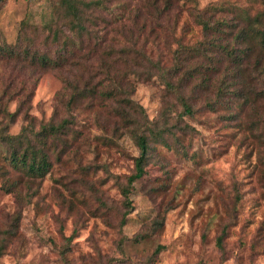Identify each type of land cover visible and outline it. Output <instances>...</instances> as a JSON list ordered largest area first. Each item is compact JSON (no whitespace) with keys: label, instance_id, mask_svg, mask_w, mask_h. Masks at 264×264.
I'll return each mask as SVG.
<instances>
[{"label":"rangeland","instance_id":"1","mask_svg":"<svg viewBox=\"0 0 264 264\" xmlns=\"http://www.w3.org/2000/svg\"><path fill=\"white\" fill-rule=\"evenodd\" d=\"M170 1V7L159 13L165 0L158 1L157 11L147 1L125 0L129 10L120 26L124 32H113L114 39H109L114 49L127 44L123 37L137 40L136 46L149 58L167 67L180 45L191 46L202 38L195 11L211 4L237 8L251 4L248 0ZM49 8L48 0H5L0 42H13L23 18L38 24ZM257 54H251V63ZM263 62L264 53L257 69ZM146 65L134 67L140 73L128 76L131 97L149 119L158 122L165 113V121L172 124L173 110L180 109L164 84L165 78L172 79ZM6 70L0 63V89ZM22 73L28 79L27 90L33 92L30 116L35 123L49 120L62 90L60 72L49 68L39 72L38 79L31 70ZM211 78L207 89L195 93V113L184 118L194 130L179 133L181 144L150 142L145 172L133 184V209L123 226L117 182L132 172L138 151L128 130L115 126L97 100L88 106L79 103L76 128L81 135L41 178L14 172L0 148V231L19 214L16 232L3 246L0 234V264H264V71L246 73L242 91L246 101L235 119L227 117L226 107L215 106L212 111L204 105L214 96L217 77ZM193 84V79L186 81L184 91ZM9 108L15 109V102ZM66 115L59 108L55 118ZM25 123L18 117L10 132H18ZM5 178L19 180L20 195L33 194L29 201H18L5 191ZM236 195L240 202L234 207ZM223 228L220 250L216 240ZM157 246L162 247L155 254Z\"/></svg>","mask_w":264,"mask_h":264},{"label":"trees","instance_id":"2","mask_svg":"<svg viewBox=\"0 0 264 264\" xmlns=\"http://www.w3.org/2000/svg\"><path fill=\"white\" fill-rule=\"evenodd\" d=\"M48 1L50 8L38 24L30 17L23 18L15 40L0 42V63L8 70L0 89L2 155L19 175L28 178L45 176L72 147L71 141L81 135L76 128V112L81 109L79 103L83 101L88 106L90 101L97 100L102 105L99 107L112 117L115 126L128 130L138 151L133 157L132 172L124 175L125 181L115 179L122 197L123 211L119 225L123 226L133 209V184L145 172L150 142L157 141L173 147L181 144L179 133L190 134L194 130L184 118L195 113V93L207 89L212 76L217 77L213 84L214 96L207 99L204 105L212 111L215 106L226 107L229 119L237 117V110L246 101L242 93L246 73L254 69L264 71V62L257 69L260 56L264 53V0H248L251 4L244 8L211 4L195 11L194 18L201 27L202 38L191 46L180 45L173 51L171 64L167 67L159 64L160 60L149 58L141 47L136 46L137 40L123 37L127 44H123L118 51L114 49L109 39H114L113 32H124L120 26L124 24L129 10L128 6H124L125 0ZM143 1L158 10L159 0ZM127 2L130 4L129 0ZM253 3H258L259 7L254 9ZM170 4V0H165L159 13L168 9ZM4 5L5 0H0V11ZM227 12L232 16H228ZM134 28L139 34L143 32L138 26ZM255 51L258 54L251 63L250 56ZM106 58L112 62L108 63ZM117 63L123 67L120 68V64L115 66ZM145 64L150 65H146L150 71L154 68L167 72L172 79H164L167 91L175 95L180 106L179 110H173L175 118L172 124L165 121V113L158 122L149 119L144 108L131 97L132 80L128 76L134 72L139 74L134 67L140 68ZM49 68L60 72L62 90L57 94V104L50 119L35 123L29 114L33 92L27 90L28 79L22 71L35 72L38 79L37 74ZM63 70L65 73L61 72ZM192 79L191 90L184 91L185 82ZM12 102H15V109L10 110ZM59 108L67 112L61 119L55 118ZM18 117L26 123L18 132L11 133L10 126ZM5 179L2 185L5 191L14 194L18 201H29L33 194L27 193L23 198L19 180L9 182ZM239 202L240 196L236 195L234 207ZM18 218L19 214H16L0 231L2 246L8 237L15 234ZM154 224L158 226L161 221ZM225 233L223 228L216 240L220 250H223ZM71 237L67 238L68 242ZM135 239L140 240L139 237ZM161 247H156L155 254Z\"/></svg>","mask_w":264,"mask_h":264}]
</instances>
